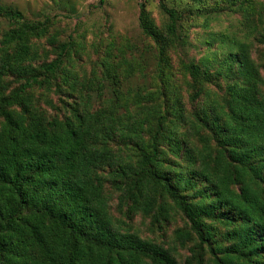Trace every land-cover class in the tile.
I'll use <instances>...</instances> for the list:
<instances>
[{"label":"trees","instance_id":"obj_1","mask_svg":"<svg viewBox=\"0 0 264 264\" xmlns=\"http://www.w3.org/2000/svg\"><path fill=\"white\" fill-rule=\"evenodd\" d=\"M57 17L0 0V264H264V0Z\"/></svg>","mask_w":264,"mask_h":264},{"label":"rangeland","instance_id":"obj_2","mask_svg":"<svg viewBox=\"0 0 264 264\" xmlns=\"http://www.w3.org/2000/svg\"><path fill=\"white\" fill-rule=\"evenodd\" d=\"M1 1L18 8L29 18H40L45 14L57 15L58 21L54 27L62 30V36L65 38L73 32L78 40L85 43H93L100 37H108L111 33L128 35L140 42L143 39L138 20L139 0H107L101 7H96L99 0ZM168 2L170 5L183 8L187 0H168ZM156 6V2L150 4L153 16L160 23L162 15ZM7 28L8 23L3 22L1 30ZM197 31L200 33L202 29L198 28ZM261 47L264 52V45ZM200 53L197 50L192 51V55H198V58L201 57ZM174 62L177 65L176 59Z\"/></svg>","mask_w":264,"mask_h":264}]
</instances>
